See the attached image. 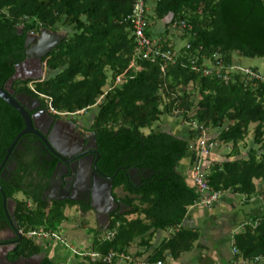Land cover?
Instances as JSON below:
<instances>
[{
	"label": "trees",
	"instance_id": "1",
	"mask_svg": "<svg viewBox=\"0 0 264 264\" xmlns=\"http://www.w3.org/2000/svg\"><path fill=\"white\" fill-rule=\"evenodd\" d=\"M152 1L155 20L171 14V21L182 20L189 26L178 34L188 48L182 45L174 63L164 67L165 88L160 87L158 63L138 59L137 71L128 67L134 40L125 17L133 0H0V87L23 60L28 31L37 33L40 27L65 29L60 42L41 58L47 75L35 81L14 79L10 88L13 95L38 99L45 108L44 96L49 97L53 109L65 115L96 105L87 126L94 134L99 155L95 165L102 174L112 177L114 200L130 210L109 213L102 235L91 241L92 250L122 253L136 239L147 243L155 231L173 229L150 256V260H159L165 251L175 258L189 250L197 236L179 226L197 193L176 168L197 132L187 127L180 137L152 128L162 114L216 129L215 139L230 144L227 158L204 170L212 189L231 191L247 200L256 195L264 199V186L255 183H264V84L250 86L238 77L223 82L191 69V59L197 57L195 63L199 64L201 56L214 52L226 60H232L233 53L264 59V0ZM145 33L152 37L149 25ZM159 39L162 46L174 49L167 29ZM124 70L121 82L103 93L104 87L112 85L114 77ZM251 124V143L258 153L240 157L238 146ZM22 128L20 114L0 99V162L5 148ZM33 141L30 133L20 135L2 165L9 159L16 163L8 176L0 175V189L14 200L13 216L22 233L8 251V260L41 253L35 237L25 235L28 231L41 227L54 232L72 205H79L76 210L83 225L90 210L88 203L42 198L53 163L47 164L44 152ZM115 189L121 196H116ZM18 193L21 198L16 197ZM1 199L0 193V229L6 225ZM130 214L135 217L126 218ZM250 219L232 236L235 258L252 260L264 255V214ZM106 232L113 234L106 237ZM38 264L57 263L43 256Z\"/></svg>",
	"mask_w": 264,
	"mask_h": 264
},
{
	"label": "crops",
	"instance_id": "2",
	"mask_svg": "<svg viewBox=\"0 0 264 264\" xmlns=\"http://www.w3.org/2000/svg\"><path fill=\"white\" fill-rule=\"evenodd\" d=\"M153 38L152 35V40L154 41ZM160 41L161 39H159L158 42ZM186 131L187 128L184 130L178 129V131H176L177 134H173L183 137ZM215 134L210 135L214 136ZM216 148L215 150H209L207 156L203 157L198 152L195 142H191L188 151L176 166L178 172L184 176L185 182L189 186L193 187L191 174L195 164L199 163L201 168L206 170L208 167L227 158L230 150L229 143L222 144V142H219ZM238 150V156L245 157L247 155V153L241 152L240 148ZM255 183L259 187H262L258 184L259 182L255 181ZM116 196L121 195L117 194ZM69 209L66 211H69ZM73 209L81 216V213L76 210V208ZM88 212H91V208ZM262 214H264V199L257 195L247 200L242 195L232 193L231 191H223L210 206L204 207L200 204V197L199 194H197L196 200L186 208V212L179 225L182 228L195 232L197 235L189 250L180 253L175 258L165 251L163 252L164 255H162V259L150 260L154 248L162 239L167 238L173 231V229L168 228L163 229L165 231L164 235L160 234L163 230L155 231L148 238L147 243H139V240L136 239L129 245L125 252L117 253L118 255L107 263L154 264L156 261H160L161 264H264V260L262 259L243 260L241 258H235V251L231 244L232 236L236 232L242 230L243 225L251 221V217ZM65 216L68 217L66 212ZM133 217H135V214L126 216L128 219ZM84 225H86V223L83 224V226ZM73 227H75V225ZM96 227L98 231L94 233L89 240L83 241V252L86 253L73 250L75 252L70 255L63 247H60L56 240L35 237L37 243L42 247L41 253L36 256L25 258L21 263L38 264L39 259L46 256L57 264H102L99 263L100 261H94L90 259L88 255H85L89 252H94V250H92L91 241L95 236L102 235L101 233H103V227L99 226L97 222ZM91 229L92 228H90V230ZM80 253L83 254L79 255Z\"/></svg>",
	"mask_w": 264,
	"mask_h": 264
},
{
	"label": "built area",
	"instance_id": "3",
	"mask_svg": "<svg viewBox=\"0 0 264 264\" xmlns=\"http://www.w3.org/2000/svg\"><path fill=\"white\" fill-rule=\"evenodd\" d=\"M167 17V18H166ZM160 19L162 26L167 25L170 29L178 30L180 31L183 28H189V26L183 22L182 20H174L171 21V17H168V15ZM126 21L129 24L130 33L134 40V47L131 53V59L128 64V67L133 68V72L137 71L139 69L138 66L135 65L136 60H147L149 62H156L159 64V70L161 74V86L162 88H165L166 84L164 82V76H165V65L166 64H172L174 63L175 59L179 56L180 52L179 49H170L168 47L162 46V44L157 40V42H154L152 40V37L148 36L145 33L146 27L150 24L148 21L147 15H146V1L145 0H133L132 6L130 9V12L125 17ZM185 48H188V44L184 42L183 45ZM201 62L199 64H196L197 57H194L191 59V69L199 72L201 75L204 76H212L216 77L219 80H222L223 82L228 81H234L236 77H238L241 81H243L244 84L250 85V86H257L258 84H264V75L259 73L256 68L251 66H244L241 65L238 62H235L233 60H226L223 57H221L219 52H214L210 56H201ZM127 67V68H128ZM125 70L121 72L120 74L116 75L114 77V81L112 85H106L104 87L105 90L111 86H115L121 82V80L124 77ZM133 74H130L129 77H132ZM108 76V81H109ZM45 97V103H46V110L50 112L51 114L56 115H65L62 112H58L50 104V98ZM103 94H101L96 99V104L102 99ZM86 110V108H81L76 111H74L71 114H78L83 113ZM70 115V114H69ZM187 127H190L194 130H196L197 135L194 141L196 147L198 149V152L203 156H207L209 153V150L212 147H216L217 144L220 141H217L214 136H211L207 128L197 124L196 122H186ZM190 142V144H191ZM192 183L193 187L197 194H199L200 197V204L204 207L210 206L220 195L223 191L221 190H214L211 188V186L208 185L205 177H204V170L201 168V165L199 163L195 164L193 170H192ZM255 222H252V225H254ZM113 234V232H106L105 236L109 237ZM26 236H33L37 238H52L57 239L58 236L55 235L54 232L43 230L41 227L30 230L26 234ZM83 253H80L79 255H82ZM88 255L90 259L94 261H100V262H109L113 257L117 256L118 254L116 252L108 251L105 254H100L96 251L89 252ZM254 260L262 259L264 260V255L256 256L253 258ZM154 264H161L160 261H156Z\"/></svg>",
	"mask_w": 264,
	"mask_h": 264
},
{
	"label": "water",
	"instance_id": "4",
	"mask_svg": "<svg viewBox=\"0 0 264 264\" xmlns=\"http://www.w3.org/2000/svg\"><path fill=\"white\" fill-rule=\"evenodd\" d=\"M168 17H171V14H168ZM21 33V28H17V34ZM64 33L59 31L50 30L46 27H40L37 33H32L28 31L25 34L23 47L25 49V58L34 59L36 63V68L27 69L24 63L15 65L14 72L10 78L0 87V99L5 103L12 106L21 116L23 121V128L13 137L10 144L5 148V153L0 162V174L1 166L7 155L9 154L11 148L14 146L16 140L23 133H33L37 135L47 146L48 150L53 153L61 161H64L66 154H72L66 151H62L60 148L56 147L53 142V135L57 123H64L60 118H49V124L46 131V139L43 135L46 133L45 130L36 129L32 122V115L28 113L27 107H25L20 101L19 97L13 95V90L10 88L11 81L14 79H29L32 81L42 80L44 77V62H41V58L50 52L63 38ZM52 123V125H51ZM81 141V140H80ZM82 142V141H81ZM86 146L90 148V156L88 162V168L90 171V191H89V206L91 211L94 213L95 220L99 226L104 227L108 219V214L110 212L123 213L130 210V207L125 206L121 201L114 200L111 194V176L102 175L95 168V160L98 157L97 151L95 150V140L94 134H91L88 138ZM83 153L75 152L73 153L68 160L73 161L75 166L79 157ZM66 160V162L68 161ZM57 169V165L54 168V171ZM68 188V186H67ZM1 193V204L3 211L6 216L7 228L0 232V238L4 243H12L11 247L20 239L21 234L18 231L16 221L13 216V205L14 201L11 198H6L0 189ZM63 193H68L64 190ZM72 193V192H71ZM48 198H52L49 196ZM72 199L71 197H68ZM102 205H101V203ZM7 235H4V234ZM6 241V242H5ZM1 244V243H0ZM9 248L0 247V264H16L15 261L7 260L6 254Z\"/></svg>",
	"mask_w": 264,
	"mask_h": 264
},
{
	"label": "flooded vegetation",
	"instance_id": "5",
	"mask_svg": "<svg viewBox=\"0 0 264 264\" xmlns=\"http://www.w3.org/2000/svg\"><path fill=\"white\" fill-rule=\"evenodd\" d=\"M25 49L26 48H24L23 60L17 64L24 63L27 69H30L31 67L36 68V63L34 59L25 58ZM15 96L19 97L22 104L25 107H27L28 113L32 115V122L34 126L36 127V129L40 128L42 130H45L46 133L43 135L45 139L48 133L46 129L49 124V118L50 117L60 118L64 123L62 124L57 123V126L55 127L54 135H53V142L55 143L56 147L60 148L62 151H66L72 154L75 152L83 153L79 157L80 159L78 160L76 165L74 166L72 163L73 161L68 160L72 154H66L64 161H61L57 158V156H55L53 153H51L48 150L46 144L37 135L30 133L32 136H34V141H33L34 146L39 148L40 151L44 152V159L46 160L47 164L53 163L52 171L48 178L47 186L43 189V192H42V198L47 201L70 200V201H75L78 203L82 202V203L89 204L88 194L90 191V177L91 176H90V171L88 168V162H89V156H90V152H89L90 148L89 146H86V143L88 141L89 136L93 133L87 129L88 125H84L81 121L79 122V120L76 118L80 114H70V115H64L62 117L54 116L53 114H51L50 112L46 110V108L43 106L41 101H39L38 99L31 98L28 95L18 94V93L15 94ZM95 150H96V146H95ZM98 157L95 160V164H96ZM66 160L68 161L66 162ZM56 165H57V169L54 171V168ZM15 166H16L15 161H13V159H9L5 163L3 168L1 166L2 169H1L0 175L3 176V174H5L6 176H8ZM46 167L47 165L45 166V168ZM95 168H96V165H95ZM98 172L102 174L100 170H98ZM64 190L66 192L68 191V193H63ZM49 196H51L52 198H48ZM16 197L18 196L16 195ZM68 197H71L72 199H69ZM6 198H10V197H6ZM78 206L79 205H72L70 208L72 207L77 208ZM5 219H6V216H5ZM6 221L7 220H5V222ZM6 228H7V222H6V225L0 229V232ZM18 231L20 232V234H22L19 229ZM4 235H7V234L5 233ZM0 243H1L0 247L2 246L3 248L5 247L9 248L12 245V243H4L2 241V238H0ZM14 246L15 244L13 245V247ZM13 247H11L7 251H10ZM9 261H15L16 264H22L21 262L23 261V259L9 260Z\"/></svg>",
	"mask_w": 264,
	"mask_h": 264
},
{
	"label": "rangeland",
	"instance_id": "6",
	"mask_svg": "<svg viewBox=\"0 0 264 264\" xmlns=\"http://www.w3.org/2000/svg\"><path fill=\"white\" fill-rule=\"evenodd\" d=\"M153 1L147 0L146 2V15L149 19V27L153 34L154 42H157L159 39V35L163 32L164 29H167V37L169 38L170 42L174 44L175 49H179L182 45H184V40L178 38V34L180 31L170 29L168 26H162L161 20H155L153 16ZM167 16V15H166ZM165 16V17H166ZM167 18V17H166ZM166 27V28H165ZM59 32L65 31V29H59ZM232 60L235 62L240 63L244 66H251L255 67L257 71L264 75V59L262 57L254 56V57H244L239 55L238 53L232 54ZM47 75V71L44 70V76ZM96 105H93L89 107L85 112L81 113L76 117L79 122L81 121L84 125H88L92 115L96 111ZM79 114V113H78ZM64 115H59V117H62ZM80 124V123H79ZM252 124L248 127V133L246 134L245 138L239 143L238 148H240V151L245 153H254L257 154L256 147L251 143V128ZM157 127V129L164 130V131H170L171 133H176V131L184 130L187 128L186 123L182 122L179 117L162 114L159 119L152 125V128ZM148 129H144L143 131L146 132ZM209 134H215L217 133L216 129L208 128L207 129ZM177 134V133H176ZM216 136V135H215ZM215 138V137H214ZM223 144V142H222ZM216 147H212L210 150H215ZM223 150V149H222ZM243 153V154H245ZM260 186H264L263 182L258 183ZM116 193L121 195V191L119 189H115ZM19 198L22 197L21 194H16ZM68 214V217L59 224V226L54 231L55 235L58 236L56 240L57 243H59L60 247H63L70 255H72L76 250L82 251L84 250V240H89L91 236L96 233L97 227H96V220L94 217V213L88 212L84 218L86 220V225H81L80 220L81 216L78 212L75 211V209L70 208L69 211H66ZM75 225V227H73ZM88 228H92L91 230H88ZM74 229V230H73ZM101 231V230H100ZM103 231V230H102ZM102 234V233H101ZM160 234H165V231H161ZM86 253V252H83Z\"/></svg>",
	"mask_w": 264,
	"mask_h": 264
}]
</instances>
